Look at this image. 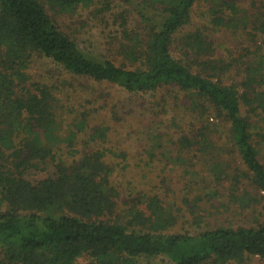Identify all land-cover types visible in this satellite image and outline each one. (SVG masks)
I'll return each mask as SVG.
<instances>
[{"label":"trees","instance_id":"16d2710c","mask_svg":"<svg viewBox=\"0 0 264 264\" xmlns=\"http://www.w3.org/2000/svg\"><path fill=\"white\" fill-rule=\"evenodd\" d=\"M123 3L0 0V264L264 260V163L247 115L264 111V0ZM90 7L101 29L83 49L57 17ZM155 149L181 166L204 154L206 194L139 188ZM235 207L255 222L231 224Z\"/></svg>","mask_w":264,"mask_h":264},{"label":"rangeland","instance_id":"374dc122","mask_svg":"<svg viewBox=\"0 0 264 264\" xmlns=\"http://www.w3.org/2000/svg\"><path fill=\"white\" fill-rule=\"evenodd\" d=\"M112 12H120L125 9V4L123 3V0H112ZM94 7L90 8H81L77 11H75L72 14L68 15H59L57 17L59 24L65 30L66 32H69L73 34L74 37L78 39V42L80 46L83 49H89L91 48L92 44H96L95 39L99 38V31L100 27L95 21H90L89 19V9H93ZM94 10V9H93ZM95 22V24H94ZM33 69L35 70V74L41 75L45 72L46 67L41 64L38 60L35 61V64L33 65ZM101 88H105V86H102ZM99 89V88H97ZM108 92L113 95L112 98L114 100H118L119 97L123 98V95L119 93V90H117L114 87L108 88ZM113 100L110 101L112 103ZM243 113L247 114L246 107L243 108ZM248 116H250L251 122H252V134H253V142L256 145V148L258 150L259 158L260 160L264 163V111H259L256 113H248ZM131 118V117H130ZM134 121V119L132 120ZM131 121V122H132ZM131 122L123 124V126H127L126 128H120V133L115 137V141L119 142L120 146H124L126 148V145H123L122 140L125 141L127 139V134L126 130L137 129V124L135 123L134 125L131 124ZM136 137V136H135ZM135 140H132L133 147L132 145L128 148V150L132 153L135 154V152L140 146V143L135 144ZM220 145H222V140L220 138H216V142ZM157 142L162 143L164 142V139H159ZM115 143V142H113ZM125 144V143H124ZM151 145V144H150ZM94 146V145H93ZM92 146V147H93ZM153 147V145H152ZM84 148V149H88ZM91 148V147H90ZM81 149H83L81 147ZM157 149V148H156ZM152 150V165L150 167L151 173L148 175V178L144 179L145 183H137L139 184V188H148V189H155L159 193L164 194L165 196L168 195V198L170 200H176L178 202H181V197L183 194H186L187 192L189 193H196V194H202L205 195L206 192L210 189L211 187V179L208 175V171L206 169V164H205V158L204 154L197 152V153H190L187 155V162L186 166L183 165L181 166L180 162H177L173 160L171 156L167 155V159H162L159 155V151ZM150 157V154L148 155ZM159 156V157H158ZM231 156H225V158H228ZM234 160V166L231 167V171H233V168L235 169V166H239L240 160L237 159V156L232 157ZM133 160L135 159L132 158ZM146 157H144L143 161H146ZM132 168L134 171L132 173H135V175L140 174V168L134 167L132 165ZM147 167H144V169ZM188 171L190 174H188ZM149 172V170H147ZM138 179V178H136ZM123 184V187H127L128 184L125 183L123 178H119V181ZM215 186V185H214ZM154 190V191H155ZM221 192H224V189L221 190ZM188 194V193H187ZM192 197V196H190ZM222 200V201H220ZM217 204H220L221 202H226L230 206H234L233 200L229 198H224L221 199V196H217L216 200H214ZM223 211V210H220ZM234 212L230 213L228 216L229 218L233 219L234 223L231 224H249L250 222L253 223L255 222V218H257V215L254 213H251L252 210H249L245 214L246 216H241L239 215V210L238 207L234 208ZM214 214V213H213ZM207 216L208 214L205 213ZM249 215V216H248ZM225 216L224 215H218L216 217V220H218L220 223L225 221ZM215 221V218L212 219L209 217L208 219L205 220L203 223V227L207 226L208 222L212 223ZM208 224V226L210 225ZM151 264H170L169 262L162 260V259H156L153 261ZM243 264H264V260L260 259L258 257H253L250 259L248 262H245Z\"/></svg>","mask_w":264,"mask_h":264}]
</instances>
